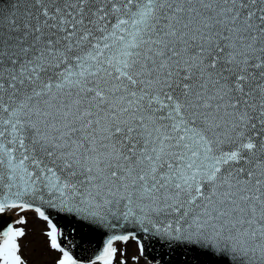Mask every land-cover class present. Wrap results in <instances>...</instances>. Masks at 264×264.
I'll use <instances>...</instances> for the list:
<instances>
[{"label":"snow or ice","instance_id":"1","mask_svg":"<svg viewBox=\"0 0 264 264\" xmlns=\"http://www.w3.org/2000/svg\"><path fill=\"white\" fill-rule=\"evenodd\" d=\"M0 264H264V0H0Z\"/></svg>","mask_w":264,"mask_h":264},{"label":"rangeland","instance_id":"2","mask_svg":"<svg viewBox=\"0 0 264 264\" xmlns=\"http://www.w3.org/2000/svg\"><path fill=\"white\" fill-rule=\"evenodd\" d=\"M31 219V217H29Z\"/></svg>","mask_w":264,"mask_h":264}]
</instances>
